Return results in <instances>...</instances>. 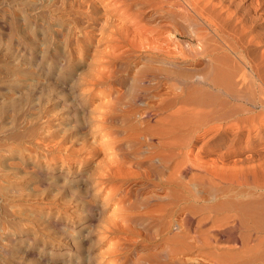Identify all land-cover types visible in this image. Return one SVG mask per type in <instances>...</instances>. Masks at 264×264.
<instances>
[{
  "label": "rangeland",
  "instance_id": "rangeland-1",
  "mask_svg": "<svg viewBox=\"0 0 264 264\" xmlns=\"http://www.w3.org/2000/svg\"><path fill=\"white\" fill-rule=\"evenodd\" d=\"M96 1L0 0V264H198L196 252L172 250L182 231L181 188L168 185L181 157L163 132L171 91L142 79L164 65L148 43L196 41L152 13L118 21L147 44L118 39L120 10ZM188 177L175 178L207 188ZM100 182L97 194L86 188Z\"/></svg>",
  "mask_w": 264,
  "mask_h": 264
},
{
  "label": "bare ground",
  "instance_id": "bare-ground-1",
  "mask_svg": "<svg viewBox=\"0 0 264 264\" xmlns=\"http://www.w3.org/2000/svg\"><path fill=\"white\" fill-rule=\"evenodd\" d=\"M96 2L108 7L107 11L112 6L120 10L117 23H112L118 39L131 35L142 41L139 30L120 22L138 24L152 13L150 17H159L166 26H181L182 34L196 41L183 47L177 44L172 50L151 45L149 38L151 44L142 41L148 46L140 45L164 57L159 76L148 73L142 79L147 83L155 80L156 88L171 91L164 92L167 97L163 99L164 109H173L166 117L172 118L171 128L163 132L166 143L181 157L168 185L181 188L174 204L182 231L177 232L179 240L173 237L177 247L172 250L177 257L178 253L196 252L198 264H264V0ZM166 26L159 25V31H167ZM173 63L180 67L171 68ZM142 112L148 114V110ZM201 158L206 160L201 162ZM58 172L56 179L63 177ZM189 174L188 180L202 182L207 188L194 193L185 182H176V176ZM95 183L92 187L86 184L94 194L106 186ZM56 184L64 187L67 182L56 180ZM95 186L100 189H93ZM188 203L195 207L184 208ZM6 247L0 245V250Z\"/></svg>",
  "mask_w": 264,
  "mask_h": 264
}]
</instances>
